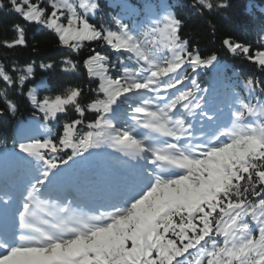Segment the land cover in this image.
I'll list each match as a JSON object with an SVG mask.
<instances>
[{"label": "snow or ice", "instance_id": "1", "mask_svg": "<svg viewBox=\"0 0 264 264\" xmlns=\"http://www.w3.org/2000/svg\"><path fill=\"white\" fill-rule=\"evenodd\" d=\"M108 6L0 0V264H264V27L219 39L250 65L231 78L212 21L230 0H192L212 48L167 0L146 22ZM35 29L80 83L29 87L57 66L15 59Z\"/></svg>", "mask_w": 264, "mask_h": 264}, {"label": "trees", "instance_id": "2", "mask_svg": "<svg viewBox=\"0 0 264 264\" xmlns=\"http://www.w3.org/2000/svg\"><path fill=\"white\" fill-rule=\"evenodd\" d=\"M106 5L105 11L120 12L122 9L117 5L126 4L129 9L135 10L139 15L141 21H147V11L150 7L160 3V0H104ZM167 2L175 5V10L178 14L186 21L187 27L186 32L189 35L196 36L197 42L201 46H207L212 48V44L209 39V31L205 17L199 16L197 12L192 9V0H167ZM231 7L229 10L220 13L217 16L212 17L213 23L217 27V43L215 50L221 59V64L225 68V76L234 78L237 75H245L250 69V65L243 63L237 59H234L230 55L226 54L221 48L219 39L227 35H231L234 38L254 40L258 30L264 27V0H230ZM13 17L0 12V37L4 35L5 30L10 27ZM107 19V17H104ZM28 39L31 45L36 46V51L33 52L31 48L19 53L15 59L23 64L25 61L31 62L35 60L37 65L40 63H56L53 69H41L36 68L35 75L32 78L34 83L30 84L29 87H36L40 81H44L49 88L61 87L67 88L74 84L80 83L79 79H75L73 74L65 73L62 65L59 61L64 55L63 50L56 46L55 41L41 33L39 29L28 32ZM3 53H0V61L3 60ZM7 62V61H4ZM217 82L212 79V76L205 75L202 78V83L208 86L211 83L219 90H223L224 83ZM42 94L48 95L49 92H44L41 89ZM31 117V111L29 106L20 103V111L18 118L27 122ZM14 120H8L7 124L0 121V128L6 129V134L0 132V142L7 144L9 148L12 147V128Z\"/></svg>", "mask_w": 264, "mask_h": 264}]
</instances>
